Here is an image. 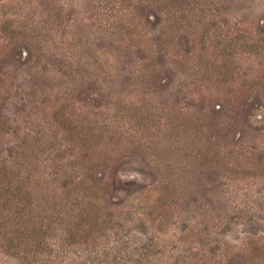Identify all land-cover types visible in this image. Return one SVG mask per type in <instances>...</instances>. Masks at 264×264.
I'll return each instance as SVG.
<instances>
[{"label": "rangeland", "instance_id": "374dc122", "mask_svg": "<svg viewBox=\"0 0 264 264\" xmlns=\"http://www.w3.org/2000/svg\"><path fill=\"white\" fill-rule=\"evenodd\" d=\"M3 168L0 264H264V0H0Z\"/></svg>", "mask_w": 264, "mask_h": 264}, {"label": "trees", "instance_id": "16d2710c", "mask_svg": "<svg viewBox=\"0 0 264 264\" xmlns=\"http://www.w3.org/2000/svg\"><path fill=\"white\" fill-rule=\"evenodd\" d=\"M67 130L68 129H64V131H67ZM6 172H7V168H3V172L0 171L1 176L3 177L2 183L0 184V188L3 189L2 193L11 194V195H13V194L16 195L17 194V199L22 197L23 196L22 194H26V195L30 194L28 191H23V188H26V189L30 188V185H31L29 183V182H31L29 180V178L31 177L30 173L27 176H25L26 179H24V178L20 179L19 178V180H17V182L14 183V185H13L9 178H5V176H7V175L4 174V173H6ZM64 187H65V185L62 183V190H64ZM65 189H66V187H65ZM64 194H65V192H64ZM47 198H48V195L45 193V201H44L45 206H49L50 205V201H47ZM0 201H1V198H0ZM1 203H2V205H6V201L5 200L1 201ZM29 203H31V202H29ZM54 205L55 206H61V203L60 202L58 203L57 201H54ZM89 220L90 219L87 216H81V217H79V219L77 221L82 224L83 221L89 222ZM62 221L63 222L65 221L67 223L66 226H70V228L74 225L73 217L64 218V219H62ZM79 226H81V225H79Z\"/></svg>", "mask_w": 264, "mask_h": 264}]
</instances>
